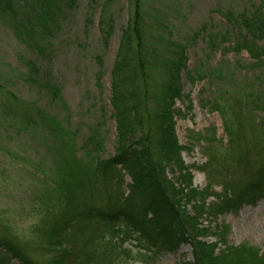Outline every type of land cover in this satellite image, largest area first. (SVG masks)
Instances as JSON below:
<instances>
[{
    "label": "rangeland",
    "instance_id": "rangeland-1",
    "mask_svg": "<svg viewBox=\"0 0 264 264\" xmlns=\"http://www.w3.org/2000/svg\"><path fill=\"white\" fill-rule=\"evenodd\" d=\"M27 1L15 0V5ZM260 1L140 0L141 36L134 35L133 29L128 31L130 51L135 60L139 53L144 61L148 90L159 96V82L178 53L167 42L185 47L182 97L172 106L180 112L174 117V132L178 145L184 147L179 157L182 168L190 173L192 188L198 192L210 189L204 201L194 199L196 206L203 207L196 228L207 232L193 231L191 235L196 243L213 247L214 257L229 247L254 249L259 257L264 256V197L255 206L244 205L237 211L223 208L220 212L218 208L223 198L257 183L264 165V68L244 70L253 64L246 51L234 53L227 41L210 50L203 35L222 33L230 26L225 22L230 11H242ZM132 12L130 0H77L73 9L60 15L54 35L42 46L22 43L11 26L0 20V242L11 241L23 259L34 264H56L57 258L62 264H100L106 253L107 248L90 241H98V236L92 234L83 241L77 234L82 225L76 231H64L62 219L69 216V210L106 208L128 195L126 175L120 190L106 193L104 184L81 167L90 158L91 139L98 138L102 160L115 154L111 78L122 32L133 26ZM205 26L207 30L201 31ZM151 62L156 64V73L147 69ZM217 67L221 69L216 70L219 79L211 77L210 81L205 74ZM196 72L199 75L195 77ZM126 85L122 78L118 81L122 96ZM53 91L58 92L57 97L52 96ZM26 108L25 114H35L36 126L12 127V112ZM49 126L60 137L50 134ZM136 136H142L140 131ZM67 137L69 146L64 143ZM61 154L67 156L72 170L65 182L55 172ZM179 174V169L174 168L172 175L168 168L167 179L174 182L173 177ZM66 185L71 197L64 201L59 198L63 192L59 188ZM47 187L56 190L48 192ZM130 202L135 204L129 197L123 204ZM183 206L193 217L191 204ZM63 249L73 254H62ZM119 249L125 251L119 256L121 264L196 261L193 246L186 243L155 256L132 240L120 244ZM0 264L23 263L0 251Z\"/></svg>",
    "mask_w": 264,
    "mask_h": 264
},
{
    "label": "trees",
    "instance_id": "trees-1",
    "mask_svg": "<svg viewBox=\"0 0 264 264\" xmlns=\"http://www.w3.org/2000/svg\"><path fill=\"white\" fill-rule=\"evenodd\" d=\"M76 2L77 0H28L25 5L16 6L15 0H0V20L7 26H11L15 36L22 43L26 44L30 41L36 45L41 43L42 46L54 35L55 29L61 22L60 15L64 11L73 9ZM130 4L133 6L131 15L133 26L129 25L122 32L121 45L116 55L111 78V104L117 128L115 154L107 160H102L98 155L99 149L102 148L97 141L98 138L91 139L93 148L89 153L90 158L81 167L87 169L83 171H86L89 177L92 175L104 184L106 193L110 192L107 190L114 192L120 190V186L123 185V176L126 175L130 181L126 185L128 195L125 199L120 197L116 205L111 204L106 208L92 206L69 210L66 212L69 216L62 219L65 225L63 230L72 228L76 231V227L81 224V231L77 234L84 238L83 241L87 240L89 235L98 236V241L93 239L90 241L107 248L100 264H121L119 256L125 254V251H121L119 247L127 240L135 241L144 248V252L149 256H155L160 251H170L179 244H191L196 254V261L193 264H264V256L259 257L257 250L245 247L225 248L218 256L214 257L212 255L213 247L204 243H196L192 237L193 231L207 232L196 228V222L201 218L203 207L196 206L197 203L194 199L199 197L201 201H204L209 196L210 189L205 188L203 192H198L192 188L190 173L187 168H182L179 157L184 147L178 145L174 132V117L180 116V112L172 109V106L182 97L180 73L185 69V47L173 41L167 42L169 47L172 46L178 51L174 56L176 60L168 68L167 75L159 82L162 95L159 96L149 91L147 82L149 78L145 74L144 61L140 60L139 53L135 60L128 45L130 36L128 31L133 29L134 35L141 36L138 30L139 26H142L140 24L142 15L138 12L140 0H135L134 3H131L130 0ZM225 22L230 26L225 28L227 31L224 29L222 33H219L221 32L219 30L214 35H203L207 27L201 29L204 32H199V35L205 37L207 48L218 49L227 41L230 45L229 50L236 54L246 51L253 62L251 68L246 67L244 70H253V67L264 68V0H261L257 5L246 7L242 11H230L226 15ZM197 36L198 33L192 38ZM169 37L171 40L172 35L170 34ZM151 44L154 46V41ZM147 53L146 56H148ZM147 69L151 73H156V64L152 62L147 64ZM216 70L221 69L217 67L215 72L205 74L210 81L211 77L219 79L220 74ZM193 75L196 77L199 72L193 73ZM186 76H188V72H186ZM121 78L127 84L126 87H123L125 96H122L123 93L117 87ZM188 78L190 81L193 80L189 76ZM53 93L52 96L57 97L58 92L53 91ZM155 95L158 97L156 98ZM120 101L122 102L120 103ZM27 109L18 111L19 113L12 112L10 118L14 123L12 127L25 129L21 125L23 127H25L24 124L31 127L36 126L35 114H25ZM37 114H39L38 117H41V113L37 112ZM230 125L232 122L229 127ZM49 127L50 134L58 133L53 127ZM139 131L142 136L137 137ZM42 132L44 133V131ZM231 132L234 134L232 130ZM58 137H60L59 134L56 138ZM69 141V137L64 139L65 145L69 146ZM83 149L85 148L83 147ZM67 159V156L61 154L58 161L60 167L55 171L60 178H63V182H65V178H70L72 175ZM168 168L172 175L174 168L179 169L180 174L175 179L173 177L174 182H171L172 179H167ZM55 190L56 188H48V192L53 193ZM59 190L63 191L59 198L64 201L69 200L71 192L68 186H63ZM107 196L109 201L111 196ZM128 197L129 201H133L135 204L132 205L131 202L123 204ZM263 197L264 165L257 183L250 184L236 196H228V199L223 198L224 200L220 201L221 205L218 208L220 212H223V208L237 211L244 205L255 206L257 201ZM186 204L187 206L191 204L193 217L184 210L183 205ZM137 207L138 211L136 212ZM145 224H150V226ZM147 229H152L151 233H148ZM153 230L155 231L153 232ZM54 233L58 236L57 230ZM0 249L1 252L9 254L13 259H18L23 264H34L28 259H23L19 249L13 246L9 240L0 242ZM61 253L73 254L71 250L64 249ZM62 261L57 258L55 263L62 264Z\"/></svg>",
    "mask_w": 264,
    "mask_h": 264
}]
</instances>
